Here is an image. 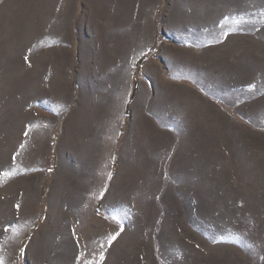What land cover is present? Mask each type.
<instances>
[{"label":"rangeland","instance_id":"1","mask_svg":"<svg viewBox=\"0 0 264 264\" xmlns=\"http://www.w3.org/2000/svg\"><path fill=\"white\" fill-rule=\"evenodd\" d=\"M46 3L0 0V264H264V0L165 1L218 49L235 120L220 118L195 165L115 174L81 199L59 182L53 190L49 143L29 134L49 98L36 39Z\"/></svg>","mask_w":264,"mask_h":264},{"label":"crops","instance_id":"2","mask_svg":"<svg viewBox=\"0 0 264 264\" xmlns=\"http://www.w3.org/2000/svg\"><path fill=\"white\" fill-rule=\"evenodd\" d=\"M165 1L49 0L42 8L36 39L50 64L49 98L40 103L35 89L42 109L30 114L29 134L49 143L53 190L68 184L58 189L81 199L106 190L115 174L193 166L197 144L218 135L220 118L235 120L233 100L220 95L218 49Z\"/></svg>","mask_w":264,"mask_h":264},{"label":"snow or ice","instance_id":"3","mask_svg":"<svg viewBox=\"0 0 264 264\" xmlns=\"http://www.w3.org/2000/svg\"><path fill=\"white\" fill-rule=\"evenodd\" d=\"M8 229L7 228H5V231H7ZM115 239V236H112L111 238H110V241L109 242H111V240H114Z\"/></svg>","mask_w":264,"mask_h":264}]
</instances>
